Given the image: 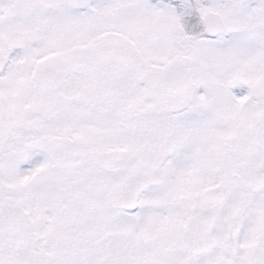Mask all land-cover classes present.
<instances>
[{
	"label": "snow or ice",
	"instance_id": "6c2138e0",
	"mask_svg": "<svg viewBox=\"0 0 264 264\" xmlns=\"http://www.w3.org/2000/svg\"><path fill=\"white\" fill-rule=\"evenodd\" d=\"M0 264H264V0H0Z\"/></svg>",
	"mask_w": 264,
	"mask_h": 264
}]
</instances>
